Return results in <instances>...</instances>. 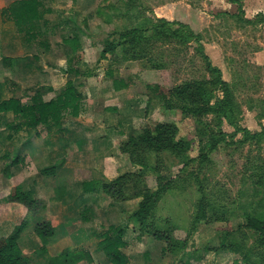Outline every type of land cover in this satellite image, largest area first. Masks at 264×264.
<instances>
[{
    "label": "rangeland",
    "instance_id": "374dc122",
    "mask_svg": "<svg viewBox=\"0 0 264 264\" xmlns=\"http://www.w3.org/2000/svg\"><path fill=\"white\" fill-rule=\"evenodd\" d=\"M10 1L0 0V10ZM186 2L190 4L187 9L180 0H56V5L46 0L45 10L56 6V19H48L45 24L44 20L37 22L38 30L43 33L36 41L47 42L48 50L33 42L27 55L21 52L16 57L6 55L8 50L0 36V98L16 95L24 100L36 91L49 99L65 85V74L62 76L56 68L65 35L80 34L84 44L100 42L102 47L114 30L144 29L153 21L160 24L166 19L190 26L200 38L197 42L190 37L186 26L170 24L167 29H155L154 35L152 30L147 31L150 39L147 37L139 45L118 47L107 60L98 62L101 51L98 48L81 50L73 65L83 64V70L95 80L109 79L108 70L118 77L122 70L124 77L131 76L135 84L133 103L128 106L126 98L121 97L126 108H121L118 101L117 110H109L104 104L86 100L79 119L66 121V128L61 131L56 126L51 131L44 128L40 139L36 135L31 139L35 144H61L60 150L56 148V162L41 160L40 156L21 162L16 156L20 160L17 165L23 168L20 176L32 169L39 174L41 183L54 189L56 203L65 202L62 210L76 217L65 231L82 226L88 233L95 231L99 235L111 225L123 226L129 222L126 235L129 245L125 250L134 264H183L191 250L204 246L209 248L206 257L199 262L193 260L194 264H234L236 259L241 264H264V246L259 245V234L246 227L250 218L264 221V0H241V12L240 6L229 0ZM4 27L7 33L14 34L9 24ZM21 34L22 40L17 36L14 39L18 44L21 41L24 44V32ZM124 52L130 60L124 59ZM204 54L231 86L235 125L222 113L195 115L184 110L183 106L189 105L186 101L178 102L174 109L164 107V92L168 88L189 80L211 78ZM132 57H137L135 63L118 66ZM213 96L211 104L222 96L221 89L213 90ZM12 119V114H0V144L13 140L14 144H22L21 140L31 137L21 131L12 139L6 138L5 121ZM158 123L175 125L173 138L189 141L188 147L156 150L138 140L126 144L131 135L153 130ZM237 128H248L262 136L239 142L244 135ZM223 135L227 142L211 149L209 140ZM14 157L3 159L0 173L6 174L4 166ZM47 166H53L56 173L43 174L41 170ZM121 175H127L116 187L123 192L121 199L101 190L97 194L86 193L82 188L85 180L100 178L114 182ZM169 179L172 182L168 190L158 198L148 219L151 229L167 230L177 242L173 251L162 255L166 243L151 235L139 239V224L128 216L138 208L146 189L153 191ZM14 180L17 181L16 177ZM14 180L9 181L12 187L17 185ZM2 186L0 183V208L6 205L3 199L12 188ZM30 186L36 187V182L31 181ZM202 200L204 212L200 213ZM0 212L6 216L4 210ZM80 215L88 219L83 222ZM40 219L36 214L26 216L27 232ZM15 221L16 218L11 223L1 221L0 236L6 235ZM92 241L69 246L92 252L94 262L83 259L79 264H105L96 249L95 238ZM41 244L45 243L38 245L32 235L22 242L34 264H47L50 260L41 252Z\"/></svg>",
    "mask_w": 264,
    "mask_h": 264
},
{
    "label": "trees",
    "instance_id": "16d2710c",
    "mask_svg": "<svg viewBox=\"0 0 264 264\" xmlns=\"http://www.w3.org/2000/svg\"><path fill=\"white\" fill-rule=\"evenodd\" d=\"M236 3L241 8V0H229ZM41 2L39 0H14L8 6L1 10V15L15 23L20 32L26 35V41L31 43L36 41L42 35V31L38 30L37 22L42 17L44 11L41 9ZM49 11V10H45ZM170 24H178L186 26L190 33V37H194L195 41L200 38L194 33L192 28L178 20L163 19L160 24L152 22L148 28L133 27L126 31L114 30L103 42V48L100 52L98 62L108 58L109 54L115 53L118 47L130 45H139L150 39L147 31L152 30L154 35L155 29H167ZM151 35V36H152ZM148 37V38H147ZM65 44L71 46L73 51H77L80 47V41L77 36L65 38ZM40 45L49 48L47 42L40 41ZM126 50H129L127 47ZM204 53V52H203ZM207 61V69L211 75L208 80H189L182 84L170 87L167 89L164 96V107L167 109H174L178 102H187L189 105H184L183 109L192 112L195 115H201L210 111L222 113L228 119L230 124L235 125L233 114L235 110L234 94L230 84L222 78V71L214 66L208 55L204 54ZM124 59L130 60L128 57ZM137 57H132L131 60H136ZM88 75V74H87ZM108 77L112 79L113 88L116 91L126 89L130 86V82L123 77H115L112 70L107 71ZM131 79V76H128ZM151 87V84H148ZM211 86V89H208ZM221 89L222 96L211 104L213 98V90ZM88 95L70 79L51 99H45L42 92L36 91L34 94L27 95L26 100L22 97H10L0 100V112L12 111L14 114V121L8 124L10 130L19 132L23 128H37L39 125L56 126L58 130L62 129L63 121L66 117H79L85 109V103ZM237 127V126H236ZM176 126L169 123H158L153 130L147 129L139 135H131L126 144H134L136 140L142 144H149L156 150L171 149L182 150L188 147L189 141L184 139L175 140L173 134ZM243 132L244 138L239 142L258 138L262 133H251L248 128H237ZM220 142H227L224 135L220 138L212 137L208 144L211 149L217 147ZM21 160V159H20ZM18 157L11 159L10 163L4 166L5 175L10 177V168L20 162ZM41 172L49 175L53 174V166L44 167ZM127 175L119 176L114 182H107L100 178L85 180L82 183V188L86 193H100L104 191L117 199H121L120 191L117 185L123 183ZM172 179L167 180L160 187L151 191L147 190L139 203L137 209L131 212L128 219H134L139 224L140 233L138 238L141 239L144 235H151L157 241H163L166 245L162 248V255L173 251L177 245L176 240L171 236L167 230L151 229L149 227L148 219L151 216L152 209L158 198L168 190ZM112 183H115L114 185ZM3 202H19L23 204L29 215H35L42 202L35 197L33 189H25L22 185H16L6 194ZM204 212V202L201 201L200 213ZM27 222L23 220L7 236L0 238V264H31L32 259L29 257L20 245V238L26 232ZM246 227L254 230L259 234V245L264 246V221L256 218L247 220ZM129 222L123 226L111 225L109 230L104 233V239L100 241L99 247L105 253L112 264H133L129 255L125 252L128 242L125 240ZM35 233L42 239L46 240L55 234V227L51 221H40L34 226ZM41 252H49L47 245L44 244L40 248ZM209 248L206 246L196 248L189 252L183 264H194L206 257ZM37 251L38 254L41 253ZM93 262V256L88 249H71L66 247L59 252L52 251L50 260L47 264H77L81 260ZM234 264H241L239 260H235Z\"/></svg>",
    "mask_w": 264,
    "mask_h": 264
},
{
    "label": "crops",
    "instance_id": "0c3cea01",
    "mask_svg": "<svg viewBox=\"0 0 264 264\" xmlns=\"http://www.w3.org/2000/svg\"><path fill=\"white\" fill-rule=\"evenodd\" d=\"M12 1H14V0H12ZM12 1H10L8 4H10ZM39 1L42 4L41 9H42V11H44L42 14V17L39 19V21L43 22V20H44L43 23L45 24V23H48V21H47L48 19L49 20L50 19L51 20L56 19V6H54L52 8V10L46 9V10L51 11L50 13H46L47 11H45V9H44V2L46 0H39ZM51 1H53L54 4L56 3V0H50V2ZM78 1L86 2L89 0H78ZM180 4L184 5L186 7L185 9H187V7L190 6V4H188L186 2V0H180ZM188 12L192 16H194V13L189 8H188ZM171 13H172V11H171ZM0 16H1V14H0ZM1 17H0V36H2V40L4 43L3 45H5L6 50H8L6 55L8 53H10L8 55H15V57H16V55L19 54L20 52L24 55H27L28 51L30 50V48L32 46L31 44L33 42H38V41H32L31 43L27 42L26 41V35L24 33V36H25V40H24V36H23V40H24L23 43L24 44H22V41L19 42V44L16 43L14 40L15 38L18 37V38H20V40H22V36H21L22 32L20 33V31L18 30V28L16 27V25L13 21L7 20V19H5L3 17L1 18ZM6 24H9V27H13V29L15 31L14 34L13 33L12 34L7 33V31L5 30V27H4V25H6ZM1 25L3 27H1ZM195 25H197V23H195ZM37 26H39V24H37ZM192 27H193V25H192ZM1 31H2V33H1ZM16 31H19V32H16ZM74 36H77L79 38V41L81 44V47L77 51H73L70 45L65 44L63 42V40L65 38H70V37H74ZM108 36H109V34H108ZM62 42H63V44L61 46L62 48H60V49L62 51L61 55L64 56V58H62L61 55L57 58L56 68H58L62 72V76L65 74V77H66L65 83L68 80L72 79L75 82V84L77 86H79V88L81 90H83L88 95L87 100H90V101L92 100L94 102L97 101V103H99V104H104L107 107V109H109V110H113V109L117 110V107H116V105H118L117 103H119V102L122 103L121 97L126 98V100H127L126 105H128V106L132 105L133 99H134L132 91H133V87L135 84L133 81H131L130 79H128V78L124 77V75H122L123 70L120 74V77L126 78L130 82V86L126 89L116 91L113 88V83H112L111 78H109L107 80L106 79L95 80L94 77H91L92 75L89 72H85L83 70L84 69L83 64L79 65V66L73 65L75 62L74 58L76 56H78V53L81 52V50L86 51V52L90 48H98V49L102 50L103 44H102V47H101L100 42H97V44L91 43V44L86 45L82 41L80 34L65 35L62 39ZM38 43L40 44V42H38ZM19 45H20V49L17 48V47H19ZM97 46H100V47H97ZM45 49L48 50L47 48H45ZM12 52H13V54H12ZM109 55H111V54H109ZM109 55H108V57H109ZM25 57H27V56H25ZM107 59H104V60H107ZM85 60H86V58H85ZM124 63H126V64H124ZM124 63L123 64L118 63L119 64L118 66H121V65L127 66V65H130L129 63H135V62L133 60H131V61H127ZM115 77H118V76H115ZM10 97H19V96L13 95ZM10 97H5V98L3 97V98H0V100L7 99ZM51 98H53V97H51ZM51 98H49V99H51ZM124 103L125 102L122 103L121 108H126L125 107L126 105ZM0 114H12L13 115L12 120H6L5 121V124H6L7 129H8V133L5 134L6 138L12 139L13 137H15V135H17L21 131L22 132L25 131L27 135L28 134L31 135L29 140H28V138H26V140H21L22 144H14L16 142L14 140L11 142H8L9 144H0V164H1V162H3V159H5V161H6V160H8L9 156L13 157L14 155L19 156L21 159V162H23V159H25L26 162H29V160H34L38 156H40L41 160H48V162H51V160H52V162H56V148L58 150H60L61 144H51L48 142H47L48 144H35L34 140H31L32 138H34L33 137L34 135H36V138L40 139V136L43 133V129L47 128V130L51 131V129L53 127L52 125H39L35 129L23 128L19 132H14V131L10 130L8 127V124L14 121L13 112L12 111L0 112ZM80 116L79 117H71V116L66 117L63 121L62 129L66 128V126H65L66 121L70 122L72 119H79ZM57 131H61V130H58V128H57ZM32 133H33V135H32ZM43 137H45V135ZM11 139H9V140H11ZM37 154H40V155H37ZM45 164H44V166H45ZM55 166H56V163H55ZM22 169H23L22 165H15V167L12 169V171H10V173H11L10 177L0 173V183L3 185L2 187L6 188V189L11 188L12 184L10 185L9 181L14 180V178L16 177L17 181L14 180V182H17L16 183L17 185L25 186V189L26 188L27 189H33L35 191V197L42 202V206L40 207V209L36 213V215L40 216V218H41L40 221H51L52 225L55 227V233H56V235L54 234L53 236L48 237L46 240H44V239L40 238L34 231V226L36 225V223H38L40 221L34 222L32 224V226H30L31 231L27 232L28 231V229H27L26 232L24 233V235L22 236L21 240H20V245H21L22 249L24 250L22 242L29 235H32V237H35V239H37L38 245H40V243L42 241L47 245L49 252L46 251L43 254H47L48 257H50V255L52 254V251H51L52 248H55L53 251H55L57 249L56 252H59L62 249L69 247L72 244H75L78 242H81L82 244L83 243L89 244V243L93 242L92 238H95V241L97 243L96 249L102 255V259L105 261V264H112L110 262V260L107 258V256L105 255V253L102 251L101 247H99V243H100V241H102L104 239V233L109 230V227H108L107 231H105L104 233L99 234V235L96 234L95 231H93L92 234L88 233L87 229L82 228V226H80L77 230H74V231H69V232L67 230L65 231V229H67L66 226L69 225L74 220V218H76V217L74 215L70 217V216H68L65 209L62 210L64 208V205H66L65 202L63 201L60 204L56 203L54 189L47 188L43 182L41 183L40 178L38 176L39 174H37L36 172H34L31 169V171H29V172L26 171V173H24L23 176H20L22 174L21 173ZM55 173H56V169L54 171V174ZM31 181L36 182V187L30 186ZM3 203L4 204L6 203V205H9V206L5 205V206H2L0 208V211L4 210L6 213L5 217L0 215V222L6 221V222L11 223L13 218H16V221H15V224L13 226H10V231H8V233L6 235L0 236V238L7 236L9 233H11V231L15 228V226H17L19 223H21V221L25 220V217L30 214L28 209L23 204H21L19 202H3ZM8 212H10V214ZM80 217L83 220V222H84V220L88 219L86 217V215H83V216L80 215ZM59 231H61L62 233ZM127 232H128V230H127ZM126 235H127V233H126ZM125 240L128 242L127 236H125ZM42 245H44V244H41V246ZM128 245H129V242H128ZM41 246H39V247H41ZM84 249H86V248H84ZM27 252L28 253H26V252L25 253L29 257H31V255L29 254L30 251L27 250ZM125 252H126V250H125ZM90 253L92 254L91 251H90ZM92 256H93V254H92ZM129 257H130V255H129ZM130 259H131V257H130ZM83 261L84 260H81L79 263H81ZM93 262H94V256H93ZM34 263H31V264H34ZM79 263H77V264H79ZM89 263H92V262H89Z\"/></svg>",
    "mask_w": 264,
    "mask_h": 264
}]
</instances>
